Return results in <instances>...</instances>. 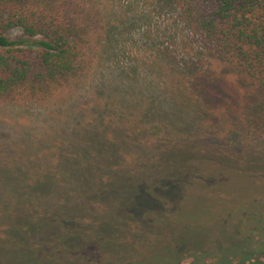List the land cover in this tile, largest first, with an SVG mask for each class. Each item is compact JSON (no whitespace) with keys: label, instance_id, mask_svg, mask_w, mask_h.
Returning a JSON list of instances; mask_svg holds the SVG:
<instances>
[{"label":"trees","instance_id":"obj_1","mask_svg":"<svg viewBox=\"0 0 264 264\" xmlns=\"http://www.w3.org/2000/svg\"><path fill=\"white\" fill-rule=\"evenodd\" d=\"M174 1L214 53L194 68L184 97L173 100L188 129L170 135L162 113L136 131L125 123L110 134L104 128L105 138L69 172L63 154H36L0 169L4 214H31L0 227V246L22 251L25 263L37 254L44 259L36 264H54L57 251L63 264H264V0ZM109 24L104 0H0V102L69 103L99 65ZM14 30L19 33L8 35ZM62 170L66 180L79 178V186L59 185ZM75 170L78 177L70 174ZM198 177L212 185H195ZM172 186L180 192L175 198ZM223 195L252 208L234 233L237 248L222 253L221 262L202 245L191 247L188 236L156 260L155 250L139 247L150 238L151 223L200 227V219L189 217L207 210L203 200ZM10 198L23 203L11 209ZM104 254L112 260L91 259Z\"/></svg>","mask_w":264,"mask_h":264},{"label":"rangeland","instance_id":"obj_2","mask_svg":"<svg viewBox=\"0 0 264 264\" xmlns=\"http://www.w3.org/2000/svg\"><path fill=\"white\" fill-rule=\"evenodd\" d=\"M104 3L110 23L109 34L101 46L102 59L78 96L67 104L48 108L18 107L0 102V169L36 154L51 157L67 155L65 161L68 168H65L71 169L76 167L74 161L93 153L96 139L105 138L104 128L110 134L115 131L116 125L125 123L136 131L150 118L162 120V113L168 118L170 135L180 136L188 129L190 123L181 121L178 115L183 110L174 107L176 103L173 100L180 101L190 90L194 68L214 56L211 47L182 19L174 0H104ZM18 33L19 30H14L8 35ZM105 123L113 130L108 131ZM90 133H94L95 137L91 138ZM135 137L136 142L127 150L129 156L134 154L132 148L139 143V134ZM71 153L74 155L70 156ZM33 164L38 166L39 163L35 161ZM62 171L59 185L79 186V178L66 180V172ZM70 174L78 177L76 170ZM195 185H212V181L198 177ZM172 188L174 194L170 196L175 198L180 192L176 187ZM234 200L226 195L203 200L207 210L198 211L196 219L189 217L192 221L200 219V227L188 228L186 223H180L173 228L167 223H151L147 226L150 238L143 245L140 243L139 247L144 251L155 250L152 258L156 260L162 254H172L178 239L188 236L184 241L191 247L202 245L218 256L221 262L222 253H234L237 248L240 237L234 233L248 216V209L252 208L249 203L236 206ZM10 202L11 209L23 203L18 198H10ZM158 210L159 214L164 212L161 208ZM30 216L20 218L22 213L12 211L4 214V207L0 204V227ZM5 229L3 234L10 238L11 233ZM124 231L120 233V239L125 235ZM29 239L40 240L34 236ZM164 250L169 252H162ZM19 251L1 245L0 264H36L37 260L44 259L36 254L37 260L25 263L24 253ZM54 255V264H63L57 251ZM105 255L100 259L91 256V259L99 262ZM107 258L112 260L108 255L103 260L105 263ZM190 259L181 261L189 262ZM86 262L89 263L88 260Z\"/></svg>","mask_w":264,"mask_h":264}]
</instances>
